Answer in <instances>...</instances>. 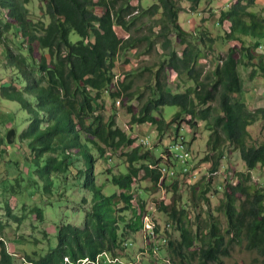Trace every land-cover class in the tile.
<instances>
[{
  "label": "trees",
  "instance_id": "1",
  "mask_svg": "<svg viewBox=\"0 0 264 264\" xmlns=\"http://www.w3.org/2000/svg\"><path fill=\"white\" fill-rule=\"evenodd\" d=\"M31 1L0 0L6 18L4 23L0 21V46L6 50L0 59V99L17 104L21 120L11 131L26 126L18 140L26 142L29 151L17 164L16 185L8 187L24 200L39 197L31 214L42 223V203L47 199L57 208L77 205L79 211L64 212L60 217L54 247L43 255H27L20 264H121L138 239L148 245L140 249L145 255L154 257V241L162 245L166 241L176 256H199L202 264H221L234 245L245 242V248L257 252L264 264V192L249 184L253 171H264V141H254L250 133L264 121V108L251 110L244 102L239 71L240 66L250 68L251 79H264V54L257 52L264 46V13L255 11L257 0H236L221 11L215 36L206 29L186 32L179 23L183 2L195 11L203 0H157L148 9L141 7L144 0H138V7L131 4L134 0H38L47 22L28 18L26 5ZM97 10H102L100 16ZM145 17L156 19L149 36L133 37L132 28ZM116 27L128 38H120ZM72 35L77 36L75 41ZM157 41H162L168 60L155 73L149 87L151 99L135 112L130 105L133 82L116 76L117 59L143 42L147 45L141 53L150 54ZM173 45L182 47L181 54ZM214 46L227 52L206 75L201 60L213 54ZM166 68L187 76L195 87L183 93L169 90L164 82ZM105 96L113 106L120 102L127 107L131 135L117 125L114 115L105 119L101 113ZM215 101L221 114L213 116L210 105ZM167 106L178 108L170 121L164 117ZM199 121L211 133L207 147L217 153L204 158L212 162V174L218 172L227 145L229 154L239 152L245 166V172L236 175L228 170L224 186L218 188L224 195L221 208L226 232L210 220L204 236L200 227L196 233L187 225V205L182 200L187 177H180L183 169L177 167L178 178L167 181L161 171L162 153L157 155L155 148L138 144L139 137L133 136L137 126L150 124L160 142L170 140L182 122L196 128ZM168 160L176 162L170 154ZM23 165L26 172H22ZM146 182L150 187H144ZM211 182L212 178L206 186L200 183L205 186L201 194L208 204ZM197 185L191 184L194 193ZM25 187H32L33 192L28 194ZM160 190L171 193L173 199L171 204L159 201L156 213L176 224L179 241L163 238L153 211L155 238L146 231L147 198ZM53 198L57 200L52 202ZM80 213V222L69 221L68 216L72 219ZM197 219H201L199 214ZM3 230L0 221V234ZM14 255L0 241V264H17Z\"/></svg>",
  "mask_w": 264,
  "mask_h": 264
},
{
  "label": "rangeland",
  "instance_id": "2",
  "mask_svg": "<svg viewBox=\"0 0 264 264\" xmlns=\"http://www.w3.org/2000/svg\"><path fill=\"white\" fill-rule=\"evenodd\" d=\"M20 1L22 2L23 0ZM235 1L236 0H203L195 11L192 10L189 3L183 2V9L179 15V23L186 32L199 33V31L206 29L212 36H215L219 33L220 29V26H216L215 15L221 13L223 10L225 11V7L228 5L226 7L227 9ZM156 3L157 0H144L143 2L141 1L140 4L142 6H140L143 9H148ZM131 4L138 7L139 1L134 0ZM256 6L257 3L255 7ZM26 8L29 12L28 18L31 20L38 21L42 19L46 22L48 21L43 14L40 1L32 0L26 5ZM213 10H216L218 13L215 14ZM101 12L102 10H97L96 13L100 16ZM0 21L3 23L6 21L5 14H0ZM155 21L156 19L149 17L141 18L137 21L136 26L132 28L131 34L136 38L146 35L149 36V27ZM116 30L120 36H128L121 28L116 27ZM158 31L159 28L156 27L155 32ZM76 39L77 36L72 35V40L75 41ZM161 43L162 41H157L155 49L147 55L141 53L146 48L147 42L139 43L135 49L121 54L117 59L116 68L114 69L116 76L120 81H126L128 79L127 81L131 80L133 82L132 92L134 93V97L130 105L134 107L135 112H139L144 104L151 99L152 91L149 87L153 84L155 73L161 69L162 65L167 63L168 58L164 56ZM3 47L4 46H2L0 50V59L6 54V50ZM174 47H176L174 49L181 54L182 47ZM226 52V48L214 46L213 54L201 60L203 71L206 72V75L215 67L217 61L226 55ZM257 52L263 54L264 49L260 48ZM126 61H129V63L126 64ZM239 71L244 82V102L248 104L251 110L263 109L264 79L261 76L251 79L250 74L252 70L250 68L240 66ZM127 76L129 78H126ZM165 78L164 82H166L167 88L173 92L183 93L195 87L187 76H178L171 69L166 68ZM102 102L104 109L101 110V113L104 115L105 119L114 115L117 125L131 135L132 133L129 131L128 126L131 116L127 113V107L123 106V104L120 106L117 104L113 106L112 100H109L107 96H105ZM210 106L213 108V116L221 114L218 101L213 102ZM177 111V107H165V119L170 121ZM21 115L22 114L18 111L17 104L0 99V221L4 224V230L2 234H0V241H4L8 251L15 254L14 258L17 264H20L27 255L36 257L46 254V252L56 244L55 226L60 222V217H62L63 213H74L75 211H79L77 205H62L60 208H57V206L51 205L50 199H47L45 203H42V207L45 209V220L42 223L35 214H31V207L38 204L39 197L34 196V199L24 200L22 197H18L11 193V189L8 186H15L17 183L15 178L17 174H19V165L17 164L21 163L20 157L29 154L26 142H20V140H18L23 127L26 126L17 129L16 132L12 131V144H9L7 141L8 133L18 121L20 122ZM183 119L188 120L190 117L183 116ZM182 124H184V127L187 129L186 131L192 129V133H187V136L191 140L190 149L193 155L192 158L194 159L196 170L199 173L196 182H191L185 178L186 185L182 189V200L185 201L187 205V225L196 233L199 232L200 227L202 236H204L208 233V225L211 220V222L217 223L223 232H226L227 220L221 208L224 195L218 188L224 186L228 170L229 174L231 173L233 175L234 173L236 175L245 172L244 163L240 159L239 152L228 153L229 150L227 145L224 148L225 157L220 160L218 172L212 174L210 170L213 164L211 161H204V158L206 155H217V153L214 152L212 154L210 148L207 147L211 133L207 129L206 123L199 121L196 128H191L186 122H182ZM250 133L254 141L263 142L264 121L260 120L250 129ZM138 135L139 137H149L151 147L156 149L157 155H160L164 151L167 145L166 143L169 141L163 140L160 142L157 137L156 129L150 124L137 126L133 136L136 138ZM14 142L15 144H13ZM26 171L27 167L23 165L22 172ZM210 178H212V182L206 195V198H208L210 202V204H208L205 198H202L203 195L201 193L204 191L206 183ZM236 180L237 178H234L233 182H237ZM20 181V184L25 183L22 182V180ZM201 182H203L205 186L203 185L201 187ZM192 183L193 185L198 184L196 193L191 189ZM249 184L258 191L264 192V171L261 168H257L252 172V180ZM145 186L150 187L148 182L144 184V187ZM25 189L24 191H27L28 194L33 192L32 187H25ZM147 199L148 205H150V211L156 214V218L162 230L166 225L171 224V228L167 231L169 234L168 237H170L172 241H179L180 232L176 224L171 221L168 216L156 213V204L161 200L166 201L167 204H171L173 195L167 193L165 190H160L152 193ZM56 200L57 198L51 199L52 202ZM198 214L200 215V220L197 219ZM82 215L83 214L80 213V215H74L72 219L70 218L71 216H68V218L70 222L78 223L81 221ZM151 220H153L152 216L150 217V221ZM164 244H166L165 241ZM245 245V242L234 245L231 248L230 256L222 257L221 264H263V258L255 251H248ZM144 246L148 248V245L141 243V240L138 239L133 243L130 249L131 253L121 259L120 263L130 264L132 262V264H134V262L137 261L136 264H202L199 256L192 257L190 254L186 253L188 256L182 259V257L176 256L170 247L162 245L161 243L158 245L159 251L155 252L157 255L153 257L148 255L147 251L145 255L144 252H140V249H142L141 247ZM34 253H37L36 256ZM208 264L218 263L213 262Z\"/></svg>",
  "mask_w": 264,
  "mask_h": 264
},
{
  "label": "built area",
  "instance_id": "3",
  "mask_svg": "<svg viewBox=\"0 0 264 264\" xmlns=\"http://www.w3.org/2000/svg\"><path fill=\"white\" fill-rule=\"evenodd\" d=\"M226 10V7H225ZM219 24V22H218ZM118 106H120V102H116ZM187 129L184 127V124L181 125L180 131L170 139L166 144L164 151L162 152L161 157L163 158V164L161 171L166 173L167 181L171 182L173 179L178 178L177 176V167H184V176L187 177L189 181H195L198 179L199 173L196 170L194 159L192 158L193 155L191 153V140L187 136V133H192V129L190 131H186ZM139 137V135L137 136ZM139 140H146L147 148H152L150 145V139L148 136L139 137ZM168 154H177L179 155V162H168ZM180 176V177H184ZM148 228H149V235L153 239V232H152V221H150V205H148ZM171 228V224L165 226L163 231V238H170L168 237L165 232L169 231ZM159 243L162 242H155L154 247H157V251H159Z\"/></svg>",
  "mask_w": 264,
  "mask_h": 264
},
{
  "label": "bare ground",
  "instance_id": "4",
  "mask_svg": "<svg viewBox=\"0 0 264 264\" xmlns=\"http://www.w3.org/2000/svg\"><path fill=\"white\" fill-rule=\"evenodd\" d=\"M138 144H140V145H142V146H144V147H147V142H146V140H139V142H138ZM150 145H151V141H150ZM170 156H171V158H172V160L173 161H176V162H179V155H177V154H170ZM169 161V160H168ZM180 169H183L181 172L183 173V176H184V167H180ZM165 173V172H164ZM166 174V173H165ZM178 176V175H177ZM166 178V177H165ZM192 182V181H191ZM152 221V232H153V238H155V225H154V223H153V220H151ZM155 222V221H154ZM148 224V217H147V220H146V225ZM146 231L148 232V235H149V228H148V226H147V228H146ZM149 237H150V235H149ZM166 242V241H165ZM165 245V244H164ZM167 245V244H166Z\"/></svg>",
  "mask_w": 264,
  "mask_h": 264
},
{
  "label": "crops",
  "instance_id": "5",
  "mask_svg": "<svg viewBox=\"0 0 264 264\" xmlns=\"http://www.w3.org/2000/svg\"><path fill=\"white\" fill-rule=\"evenodd\" d=\"M256 3H257V6L255 7V11H257V12H263L264 13V0H258V2L256 1ZM213 11H214L215 14L218 13V12H216V10H213ZM0 14L4 15L5 12L0 9ZM219 17H220V13H218L217 15H215V18H216V26H218ZM116 32H117V30H116ZM119 37L122 38L123 40H125L127 38V37L120 36V35H119ZM261 49H264V46H262ZM0 50H1V46H0ZM0 79H1V77H0Z\"/></svg>",
  "mask_w": 264,
  "mask_h": 264
},
{
  "label": "water",
  "instance_id": "6",
  "mask_svg": "<svg viewBox=\"0 0 264 264\" xmlns=\"http://www.w3.org/2000/svg\"><path fill=\"white\" fill-rule=\"evenodd\" d=\"M12 135H13V132L12 131H10L8 133V135H7V141H8L9 144H12V140H11Z\"/></svg>",
  "mask_w": 264,
  "mask_h": 264
}]
</instances>
